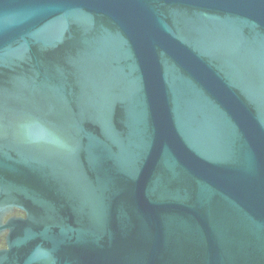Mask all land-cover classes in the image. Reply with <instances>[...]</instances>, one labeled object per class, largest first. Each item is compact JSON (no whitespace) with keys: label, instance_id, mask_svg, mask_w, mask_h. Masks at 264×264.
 Returning <instances> with one entry per match:
<instances>
[{"label":"water","instance_id":"obj_1","mask_svg":"<svg viewBox=\"0 0 264 264\" xmlns=\"http://www.w3.org/2000/svg\"><path fill=\"white\" fill-rule=\"evenodd\" d=\"M0 264H264V0H0Z\"/></svg>","mask_w":264,"mask_h":264},{"label":"flooded vegetation","instance_id":"obj_2","mask_svg":"<svg viewBox=\"0 0 264 264\" xmlns=\"http://www.w3.org/2000/svg\"><path fill=\"white\" fill-rule=\"evenodd\" d=\"M26 218L27 213L18 207L0 206V252L8 249L11 222Z\"/></svg>","mask_w":264,"mask_h":264}]
</instances>
